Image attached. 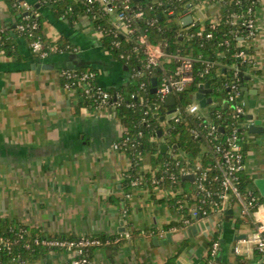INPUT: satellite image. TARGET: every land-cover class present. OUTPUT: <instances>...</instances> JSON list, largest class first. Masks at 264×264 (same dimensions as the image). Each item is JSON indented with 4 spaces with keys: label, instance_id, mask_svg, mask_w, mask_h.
Masks as SVG:
<instances>
[{
    "label": "crops",
    "instance_id": "crops-1",
    "mask_svg": "<svg viewBox=\"0 0 264 264\" xmlns=\"http://www.w3.org/2000/svg\"><path fill=\"white\" fill-rule=\"evenodd\" d=\"M24 1L40 8L44 33L52 41L65 39L76 46L73 52L87 54L93 61L92 68L100 72L101 86L110 90L129 83V67L125 70L127 65L104 49L100 34L87 16L71 24L57 19L49 8L40 5V0ZM225 12L222 2H198L185 16L191 15L193 24L184 27L185 17L180 23L185 31L194 24L203 30L208 24L219 25ZM21 18L19 11L14 13L0 0V25L15 30ZM255 20L256 38L243 43L249 60L241 68L250 80H241L253 93L249 98L256 102L254 110L246 108V115H253V121H244V174L250 181L248 188L260 196L255 180L264 179V0L258 2ZM15 39L20 50L0 48L1 219L47 236L117 239L126 235L117 244L97 248L94 264H163L175 256L177 264H205L216 236L220 240L218 264H237L242 256L246 264H264V257L256 253L248 239L236 241L238 235H248L250 230L239 222L235 206L229 209L233 214L228 220L227 214L222 220L210 216L183 227L164 190L138 189L126 196L124 174L133 162L113 148L123 136L121 120L110 112L82 106L79 92L64 88L59 77L64 63L57 57L66 53L43 60L32 53L26 38ZM41 61L55 68L37 72L32 65ZM218 70L227 74L223 64ZM209 96L215 98L212 93ZM168 115L162 121L163 128L171 119ZM255 121L261 125L256 128L258 132L247 128ZM170 140L167 134L152 138L159 147L169 145ZM170 150L169 146L167 152ZM152 169L151 157H143L140 170L150 173ZM260 198L264 204V198ZM168 225L175 226L166 230ZM192 227L196 231H191ZM132 233L137 236L130 238ZM168 233H172V241L163 244ZM237 247L240 252L233 253ZM68 260L66 253L52 251L26 264H64Z\"/></svg>",
    "mask_w": 264,
    "mask_h": 264
},
{
    "label": "trees",
    "instance_id": "trees-1",
    "mask_svg": "<svg viewBox=\"0 0 264 264\" xmlns=\"http://www.w3.org/2000/svg\"><path fill=\"white\" fill-rule=\"evenodd\" d=\"M8 7L14 12L18 11L24 15L21 10V3L24 0H4ZM203 1L222 2L226 7V12L219 25L212 28L207 25L202 35H198L201 31L199 24H194L188 31H185L181 25V19L186 16L189 7L195 3ZM259 0H163L159 3L152 4L151 0L135 2L134 0H111L112 6L124 11L130 19H132L135 34H125L120 27L113 21L112 17L106 14L101 0H40V5L49 8L57 19L68 21L75 24L81 16H87L93 23L96 31L100 34V39L104 49L118 62L127 65L130 69L131 78L126 86L118 89H110L113 98L110 100L113 113L121 120L125 128L123 138L117 142L130 138V143L126 147L124 153L133 162L132 168L125 172L123 179V187L125 195L133 193L132 182L139 175L142 166V158L151 157L152 166L156 168L165 163H170L171 167L175 166V158H178L180 167H185L186 160L193 162L201 156L206 168H211L219 159L215 153L214 144L206 139V132L203 128L205 121L199 117L189 115L185 109L193 102L194 94L199 90L200 85L209 83L213 89V96L219 97L222 93L227 92V85L232 83L236 67H243L247 62L240 61L236 54L241 50L247 49L241 46L248 37V32L243 23L251 18H255V11L258 7ZM143 12L142 19L135 18V14ZM39 16H35V14ZM31 21L38 24L37 29L31 30L26 28L25 31L19 30V25L23 23L22 19L16 25V29L0 28V48L5 51L20 50L16 43V37H24L29 44L32 41L40 40L47 47H56L59 52H73L76 46L68 43L65 39L52 41L44 33L43 25L45 19L40 12V8L32 5L29 11ZM240 18L237 23L234 20ZM147 34L153 43L162 44L166 51L173 56L191 55L198 59L195 64V82L189 90L178 95L177 104L174 107H167L166 102L161 103L157 94H152V79L158 78V84L175 74L179 63L177 60L168 59L156 69L153 74L145 73L139 75V72L145 70L146 57L137 41V36ZM190 35L193 37L190 38ZM211 35V37H209ZM225 53V55H222ZM250 53V52H249ZM206 62H211L213 67L207 70ZM220 64L226 67L227 74L219 72ZM160 70V71H159ZM91 71L96 74V79L92 85L99 86L100 72L97 69H83L77 72ZM218 74H217V73ZM79 94L82 96L81 105L96 110L97 103L94 99L84 94L83 87L78 88ZM135 96V98L133 97ZM181 98V99H180ZM181 109L184 116L180 121L176 122L170 119L166 122L167 127H162L161 117H166L169 111ZM238 121V120H237ZM245 117H240L239 122H244ZM212 122L218 126H227L234 122L233 109L225 111L221 119L212 117ZM193 130L200 132L199 138H194ZM158 131L162 135H171L172 140L168 141V147L173 149L175 157L167 153H161L160 147L152 142V138L158 137ZM245 128L242 129L244 136ZM227 133V132H226ZM226 135V134H225ZM177 146L176 148L174 146ZM183 152V156H179V152ZM186 157V158H185ZM176 174H180L177 168H174ZM207 186L210 189L218 190L219 184L214 183V178L218 173L211 170ZM240 178V188L246 192L250 181L244 174V171L238 174ZM148 179L149 175L146 176ZM180 183L176 187L184 189L182 195L170 200V205L175 212L186 214L188 208L196 204L193 200L195 193V184L189 180H183L180 176ZM181 206H187L181 209ZM126 218L128 215H125ZM199 220L196 219L195 222ZM242 223L241 220H239ZM182 225V223L180 224ZM180 225H176L180 228ZM175 225L166 226V230H170ZM123 234L120 237L124 238ZM137 236L132 233L130 238ZM40 240H71L76 241L79 238L66 236H47L40 234L37 230L28 229L17 222L5 221L0 218V238L9 241V245H0V264H26L33 263L46 257L51 248L42 244H34L35 238ZM119 237V239H121ZM105 241L106 237H97ZM92 239V238H91ZM114 239V238H112ZM264 240V236H263ZM215 241H220L216 236ZM98 247H89L85 249L84 255L80 258H87L93 261L94 252ZM55 252L65 253L63 249L56 248ZM259 255L260 252L256 251ZM264 256V255H262ZM178 256L170 258L163 264H177ZM211 257L206 260L205 264H213ZM218 264V259H217ZM237 264H246V259L238 257Z\"/></svg>",
    "mask_w": 264,
    "mask_h": 264
},
{
    "label": "built area",
    "instance_id": "built-area-1",
    "mask_svg": "<svg viewBox=\"0 0 264 264\" xmlns=\"http://www.w3.org/2000/svg\"><path fill=\"white\" fill-rule=\"evenodd\" d=\"M90 3L93 0H88ZM129 1V0H126ZM103 8L106 14L113 18V21L120 27L125 34L132 35L136 33L133 28L132 19L124 11H119L117 7L112 6L111 0H101ZM21 10L24 13L22 16L23 23L19 25L20 31H25L26 28L31 30L37 29L38 24L31 21L29 11L32 5L26 1L21 3ZM39 16V14H35ZM144 17L143 12L135 14V18L142 19ZM240 18L234 20L237 23ZM217 25H211L215 28ZM248 32L246 41H251L256 38L257 26L255 18L249 19L243 23ZM3 27L0 25V28ZM201 30L198 35H202ZM193 36L190 35V38ZM211 37V35H209ZM137 41L140 49L146 57L145 70L139 72V75H145V73L153 74L163 62L168 59L177 60L179 66L175 72L164 79L161 84H158L157 98L161 103H165L167 98L174 94L177 98L178 95L183 94L189 90V88L195 82V64L198 61L191 55L184 56H173L170 55L162 44L153 43L147 34L137 36ZM243 46V44L241 45ZM32 53L43 60L50 58L52 55L65 53L64 51L59 52L56 47H47L40 40H35L30 43ZM247 49V47L245 46ZM76 51V50H75ZM225 55V53H222ZM236 57L240 60L248 62L249 54L245 50H241ZM207 70L213 67L211 62H206ZM241 67H236L234 75L232 76V83L227 85V92L222 93L219 97L224 95L223 101L228 103V109H233L234 122L227 126H218L212 122V117L221 119L225 111H223V105L217 102V98L212 97V105L210 104L206 108H201L198 101L193 99V102L185 109V112L189 115H193L201 118L205 121L203 126L206 132V139L214 144L215 153L219 156L211 168H206L201 156L190 162L186 160L185 167H180V162L175 158V166L171 167L170 163H165L156 168H153L150 173L139 171V175L132 182L134 190L138 189H162L168 193V197L173 199L178 195L184 193V189L176 187L180 183V176L183 178L185 175H194L195 193L193 194V200L196 204L188 208L186 214H180L182 226L188 227L195 222L196 219L208 218L210 216H217L219 219L227 214V211L234 206L238 209V218L242 221L241 225L246 226L250 230V234L247 235L248 241L253 245L255 251L260 252L264 255V204L261 201L260 196L252 189L247 188L246 192H243L240 188V178L238 174L245 169V152H244V137L242 129L245 128V122H239L240 117L246 116V107L243 103V94L241 89L242 80L240 78ZM78 70L63 69L59 73L60 79L63 81V86L66 90H76L79 87H83L84 94L97 103V111H107L114 114L111 108L110 100L113 98L109 89L103 86H93L92 82L96 79V74L91 71L77 72ZM195 95V94H194ZM135 98V96H133ZM184 116L181 109H176L171 114V119L176 122L180 121ZM238 120V121H237ZM221 128L223 130H221ZM125 128L124 132L125 133ZM227 132V133H226ZM226 134V135H225ZM192 135L194 138H199L200 132L193 130ZM123 138V136H122ZM130 143V138H125L120 142H115L113 148L116 151L124 153L126 147ZM171 148V147H170ZM169 149V147H168ZM170 155L175 157L173 149L168 152ZM179 156H183V152H179ZM186 158V157H185ZM174 168H177L179 175L174 172ZM213 170L218 173V176L214 178V183L219 184V189H210L207 186L209 181L210 171ZM149 175L148 179L146 176ZM131 195H128L130 197ZM181 209L187 206H181ZM128 210H124V214H127ZM34 244H42L51 248V250L63 249L69 256V260L64 264H94V261H90L87 258H80L84 255L85 249L89 247H103L117 244L120 239H106L105 241L99 238H88L80 237L76 241L71 240H40V238L34 239ZM9 245L10 242L3 238H0V245ZM220 243L215 241L212 244L210 257L213 264H217L218 252ZM235 252L239 253L240 249L235 248ZM261 255V256H262ZM264 257V256H263Z\"/></svg>",
    "mask_w": 264,
    "mask_h": 264
},
{
    "label": "water",
    "instance_id": "water-1",
    "mask_svg": "<svg viewBox=\"0 0 264 264\" xmlns=\"http://www.w3.org/2000/svg\"><path fill=\"white\" fill-rule=\"evenodd\" d=\"M135 2H142L145 0H134ZM152 4L154 3H158L160 0H152ZM190 8V7H189ZM193 24V19L192 16L189 15L187 17H185L182 20V25L184 27H189ZM57 58H59V60H61V62L64 63V69H68V70H80V69H85V68H92L93 67V61L88 59V56L86 53H84L82 50H79L78 52H71V53H66L63 56H58ZM32 68L35 69L37 72H40L41 70H53L55 68L54 65H50L47 64L44 61L41 62H36V64L32 65ZM125 70H128V66H124ZM241 73H240V78L245 80H250V77H246L243 73L242 68L240 69ZM160 71V70H159ZM242 82V94H243V102L244 105L247 109H251L254 110L256 108V102L251 100L249 98V95H251L250 91L243 86ZM158 91V78L154 77L152 79V89H151V93L152 94H156ZM213 92V89L211 88L209 83H205L200 85L199 90L195 93V95L193 96V99L198 101L201 108H206L209 104L211 107H215V105H212L213 99L212 97H210L209 95ZM253 94V93H252ZM224 95L218 99V102L223 105V111H225L228 108V103L226 101H223ZM181 99V98H180ZM177 104V97L174 94H171L167 100H166V106L167 107H174ZM174 112V110H171L168 112V114H172ZM166 117H161L160 120L161 121H165ZM245 119L248 121H253V115H246ZM261 126L260 123H258L257 121H255L253 124L248 125V129H250L252 132H258V129H256L257 127ZM255 129V131H254ZM221 130H223L221 128ZM162 136V132L158 131V137L161 138ZM172 142H174L172 140ZM175 148L177 147L176 145L174 146ZM161 153H167L168 151V145H162L160 147ZM183 180H189L191 182H194V175L190 174V175H185L183 177ZM255 185L258 189V192L260 194V196L262 198H264V179H257L255 180ZM233 214V210H229L227 215V220L229 218V215ZM201 219V218H199ZM126 229L123 228V231H125ZM191 231H196L195 227H192L190 229ZM247 239V235H238L236 237V241H240V240H246ZM155 241H158V238H154ZM172 241V233H168L166 235V240H163V244H167L168 242ZM235 252V249H233V253ZM178 264H182L180 262H178Z\"/></svg>",
    "mask_w": 264,
    "mask_h": 264
},
{
    "label": "rangeland",
    "instance_id": "rangeland-1",
    "mask_svg": "<svg viewBox=\"0 0 264 264\" xmlns=\"http://www.w3.org/2000/svg\"><path fill=\"white\" fill-rule=\"evenodd\" d=\"M168 118H172L171 115H168ZM167 120H169V119H167Z\"/></svg>",
    "mask_w": 264,
    "mask_h": 264
}]
</instances>
